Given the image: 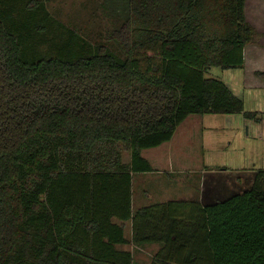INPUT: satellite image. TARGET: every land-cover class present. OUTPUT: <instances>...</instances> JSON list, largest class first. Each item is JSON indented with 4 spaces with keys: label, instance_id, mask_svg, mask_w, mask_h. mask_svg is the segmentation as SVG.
Listing matches in <instances>:
<instances>
[{
    "label": "trees",
    "instance_id": "trees-1",
    "mask_svg": "<svg viewBox=\"0 0 264 264\" xmlns=\"http://www.w3.org/2000/svg\"><path fill=\"white\" fill-rule=\"evenodd\" d=\"M45 1L28 0L22 29ZM107 1L111 44L67 28L53 57H28L0 11V264H133L131 242L161 245L151 264H264V169L210 203L131 212L132 173L154 171L143 150L190 115L258 114L205 76L243 66L246 0ZM114 219L132 220L131 242Z\"/></svg>",
    "mask_w": 264,
    "mask_h": 264
},
{
    "label": "rangeland",
    "instance_id": "rangeland-1",
    "mask_svg": "<svg viewBox=\"0 0 264 264\" xmlns=\"http://www.w3.org/2000/svg\"><path fill=\"white\" fill-rule=\"evenodd\" d=\"M107 2V0L45 1L42 11L34 19V25H30L26 30L20 25L26 12L28 15V0H0V11L3 14L0 13L6 15L7 22L12 27H19L22 45L28 57H53L58 54L57 50L64 39L61 35L67 28L91 44H111L109 36L114 29L115 13ZM256 19L259 20L260 17L256 15ZM260 42L261 48H264V39L262 38ZM244 72L242 68L224 70L213 67L205 76L222 80L235 95L243 99L247 112L258 114L255 117H245L242 114L246 122L244 128L241 127V123L231 120L229 114L188 116L186 121L179 125L170 141L142 151V156L150 161L154 172L136 175V192H160V196L167 195L166 197L169 195L180 197L179 194L189 199L195 192L201 190L202 176L209 169L225 167L241 170L263 169L264 85L246 87L243 80ZM255 109L257 111H253ZM112 148L121 154L124 162H127L129 155L122 144L114 145ZM126 248L133 252L137 264L150 263L153 247Z\"/></svg>",
    "mask_w": 264,
    "mask_h": 264
},
{
    "label": "crops",
    "instance_id": "crops-1",
    "mask_svg": "<svg viewBox=\"0 0 264 264\" xmlns=\"http://www.w3.org/2000/svg\"><path fill=\"white\" fill-rule=\"evenodd\" d=\"M245 15H246L247 22L250 23L255 30V38H254V42L245 48L244 63L241 68L244 69L245 71L244 79H243L245 82V86L255 88V87L264 85V79L259 77L257 74L259 72H264V54H263L264 48H261V42H260L262 38L264 39V25L262 26V24H264V0H246ZM256 15L260 17L259 20L256 19ZM253 111H257V110L255 109ZM229 115L230 117H232L231 120L241 123V127L244 128L246 122L244 121L242 114H229ZM128 155H129V158L127 162L125 163L130 162V154ZM171 163H173V161H171ZM257 171L258 170H255V169L241 170V169H234V168L230 169L226 167L217 169V170L209 169L205 171L204 175L202 176L201 190L198 192H195L194 196L189 197V199L184 198V196H181L179 194L178 196L180 197H173L172 195H169V197H166L167 195L160 196V192L158 193L157 192H136L135 191L136 175H147L154 171L146 172V173H134L133 172L132 173V192H131L132 193L131 212L134 215L136 214L138 210L144 207H147L153 204H162L168 201H185V200L199 199L203 203H210L219 198L224 197L231 190H233L232 192H238L239 190H242V189L245 190L249 188L253 183V179ZM236 189L238 190L234 191ZM170 197H173V198H170ZM114 221L116 223H119V224L122 223L124 225L125 238L131 242L132 235H133L132 220L120 221L118 219H114ZM127 246H135V247H140V248L144 246L153 247L152 249L153 254H151V259H150L149 264H151L157 251L161 247V245L158 243L136 245L131 242L125 245H118V249L130 251L129 249L126 248ZM131 253L133 255V264H137V261L135 259L133 252Z\"/></svg>",
    "mask_w": 264,
    "mask_h": 264
}]
</instances>
